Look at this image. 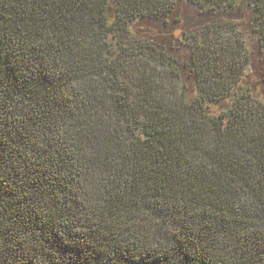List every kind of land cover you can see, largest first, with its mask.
Returning <instances> with one entry per match:
<instances>
[{
	"label": "trees",
	"instance_id": "1",
	"mask_svg": "<svg viewBox=\"0 0 264 264\" xmlns=\"http://www.w3.org/2000/svg\"><path fill=\"white\" fill-rule=\"evenodd\" d=\"M200 2L0 0V264H264V0Z\"/></svg>",
	"mask_w": 264,
	"mask_h": 264
},
{
	"label": "rangeland",
	"instance_id": "2",
	"mask_svg": "<svg viewBox=\"0 0 264 264\" xmlns=\"http://www.w3.org/2000/svg\"><path fill=\"white\" fill-rule=\"evenodd\" d=\"M236 2L239 3V0H236ZM237 3V4H238ZM203 5L200 0H180V4H179V16L181 17L182 15H189V16H197L199 15V11L202 9ZM213 6V5H212ZM215 7V6H213ZM240 13H241V17L243 18V21L245 22L244 26H240L237 27V32L239 33V35L241 36V41L243 43V48L247 50V53L250 55L252 62L254 63V67H255V73L259 78L258 81V87L263 90L264 89V37L261 35V31L258 30L257 25L253 26L254 29L256 28V31L251 30V25L253 24L252 20L251 22L247 23V17H248V13L247 10L244 9L243 7H240ZM172 22H169V26H171ZM147 24L148 26H157L158 23H156L153 20L148 19L147 20ZM173 26L176 25V23L172 24ZM174 27H177L174 26ZM175 34L178 35L180 34V30H176ZM233 37V36H232ZM233 41V39H231ZM187 41V40H186ZM125 46L126 47H131L133 45V38L128 35L125 38ZM239 50V53L241 54V56H244V53L241 52V50ZM184 50V49H183ZM180 51L179 55L182 56L184 55V51ZM245 58V57H243ZM251 67V66H250ZM253 67V66H252ZM246 68V73H248L250 71V68L245 67ZM251 75V74H248ZM230 99H226V104H230Z\"/></svg>",
	"mask_w": 264,
	"mask_h": 264
}]
</instances>
